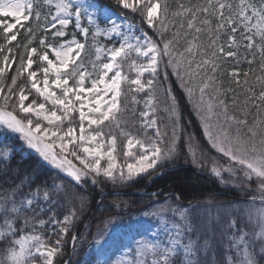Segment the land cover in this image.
Listing matches in <instances>:
<instances>
[{"label": "snow or ice", "instance_id": "snow-or-ice-1", "mask_svg": "<svg viewBox=\"0 0 264 264\" xmlns=\"http://www.w3.org/2000/svg\"><path fill=\"white\" fill-rule=\"evenodd\" d=\"M33 20L44 33L40 49L31 39ZM20 29L28 34L23 45L18 41ZM224 32L231 33L229 49L241 33L244 47L253 52L248 63L259 53L264 70V0L179 3L175 10L168 0H0V264H58L78 212L85 208L81 195L79 209L63 211L67 184L86 186L90 181L97 186L103 177L114 186H128L137 177L155 175L164 162L179 160L181 105L172 86L163 87L171 76L198 117L208 144L220 154L211 174L245 195L255 183L259 195L241 202L245 206L240 215L228 223L231 235L221 231L217 236L211 212L207 222L201 218L194 226L188 209L166 199L142 213L157 218L155 226L146 225L141 214L114 228L109 227L111 218L100 219L95 232L72 233V248L75 251L78 241L91 237L95 252L82 264H264V119L259 116L264 90L256 95L246 88L251 95L243 106L251 101L258 113L252 125L246 115L240 119L228 113L227 102L220 98L226 91L216 74L221 60L235 58L237 52L217 45ZM201 33L207 34V45ZM182 40L186 46L177 51ZM162 64L164 81L159 79ZM9 73L11 83L5 85ZM228 75L240 84L238 71ZM243 75L247 78L249 72ZM158 89H163V101ZM140 94L143 101L137 98ZM141 102V128L136 133L121 130L126 142L118 161L113 129L120 128L129 103ZM161 103L166 122L157 118ZM131 115L136 116L134 107ZM193 141L189 134L188 152L199 167L207 157ZM221 157L227 158V167L217 163ZM253 222L258 230L246 231ZM225 239L223 256L217 258V244Z\"/></svg>", "mask_w": 264, "mask_h": 264}, {"label": "trees", "instance_id": "trees-1", "mask_svg": "<svg viewBox=\"0 0 264 264\" xmlns=\"http://www.w3.org/2000/svg\"><path fill=\"white\" fill-rule=\"evenodd\" d=\"M109 2V0H106ZM114 3V0H111ZM206 0H168V3L172 6V9L175 10L177 4L183 3L185 5H198L205 3ZM215 3V0H213ZM138 20V17H130ZM204 17L201 16L200 19ZM179 22V21H177ZM216 21L213 20V27L215 26ZM32 26L34 29V36L31 37L33 39V46H36L38 49L41 48L39 45V39L44 35V33L40 29H36L35 21H32ZM68 38H71L72 35V27L68 28ZM150 31V30H149ZM175 31V29H173ZM185 30L182 29L181 33L183 34ZM231 34L230 32H224L220 35V38L217 40V43L225 45L226 50L235 49L234 45L229 49L227 35ZM169 36L171 33L168 34ZM28 34L25 29L19 30L18 41L20 44L27 43ZM82 39V37H79ZM201 41L207 45L209 43L208 36L206 33L200 34ZM47 40L49 43L53 42V37L49 32L47 34ZM103 38H101V42ZM57 43L61 42L59 40L55 41ZM15 43V42H14ZM90 43V41H89ZM185 43L183 40L181 41L178 48L181 47V44ZM243 51V47L238 45L236 48V52ZM20 51H24L23 48ZM241 55V52L239 53ZM247 58L242 60L241 62H235L232 57L226 58V61L221 60L223 65H220L219 80L223 85L224 90L226 91V95H224V100L228 104V113L235 114L238 118L244 119L245 115L248 121V125H252L254 120L256 119L258 113L257 109L252 106V102L249 101L248 107L244 108L243 102L247 96H250L246 88L251 87L256 95L259 94L261 90H264V70L261 69V60L259 58V53H256L255 60L253 63L249 64V60H253V53L247 54ZM166 62V58H165ZM89 70L91 71V65H88ZM232 69H238L239 72V81L240 84L237 85L235 83L236 77H231L228 73ZM127 71V69H125ZM171 72L170 69H168ZM244 72H249V76L245 78L243 75ZM9 73L8 78L5 79V85L11 83ZM129 75L134 76L133 73H129ZM257 77H260V80H257ZM160 81H164V67L163 64L160 67ZM247 79L248 85H244V81ZM23 77H21V81ZM169 85L172 86L173 92L175 93L179 90L178 82L174 81V76H171L169 80L164 81L163 87L167 88ZM231 88V91H227ZM163 89H158L160 93V100H164V96L162 95ZM179 101L181 107L180 112L182 115V125L183 132L192 133V135L197 138V141L202 143V148L207 155L206 161H199L200 166H197V163H194L189 157L186 155L187 150L183 143H186L185 140L180 139L181 142H178L180 158L174 164L164 162V167L162 170L158 171L155 175L149 177L146 174L137 177L135 181L128 182V186H121L117 184L114 186L110 182H106L103 177L100 178V184L97 186H93L91 182L86 186H76L74 184H67L66 193L67 195L63 198V211L66 213L69 209L75 207L79 209V197L83 195L85 197V208L82 213L78 212L79 219L75 222V227L71 229L68 242L65 243L63 247V251L61 256L58 258V264H63L68 257L70 252V244H71V235L72 233L79 232L81 234L86 235L89 230L95 232L96 226L99 223L100 219H121L126 220L129 217L134 216L135 214L141 213L142 211L148 209L153 204L164 200L166 198H170L173 202L181 203V204H189L190 208V216L193 218L194 226L200 222V219L203 218L205 222H207V214L211 212L212 216V227L216 231L217 236L221 231H224L226 235L229 234L228 223L231 220V217H238L240 213L237 210H234V207H231L233 203L247 202L248 200L243 199L244 197L259 195L256 191L257 185L255 183H251L248 187V195L244 194L239 187H232L227 185H222L217 178H215L211 174V168L213 167V161L216 160L217 157H220V154L216 153L214 149H211L206 144V139L202 137V127L199 122L198 117L193 113L191 106L188 105L187 99L185 101L184 95L176 96ZM139 100H142V95L140 94L137 97ZM233 101H235V105H233ZM129 111L123 117L120 128H114L113 131L117 135L118 139V151L120 155V159L122 158V150L123 143L125 139L120 136L121 130L123 131H132L136 133L141 128L139 112L143 110L141 103L135 106L129 103ZM135 108L136 116L133 118L131 115V111ZM163 103L159 105L160 111L157 114L160 116V120L167 121V114L162 112ZM259 116L261 119H264V104L260 106ZM185 118V122L183 121ZM107 123V122H106ZM190 129H189V127ZM246 129V128H245ZM108 131V128H105V132ZM190 131V132H188ZM151 134V133H150ZM170 134V130H169ZM142 135V133H141ZM223 160L227 161L225 158H220L217 160L218 163H223ZM224 176L228 177L227 173H223ZM52 178H55V173H52ZM59 182V181H57ZM7 187V185H5ZM141 190L144 189L146 191H159L158 195H146L139 194L135 192H128L123 194H107L106 196L100 198L102 193L108 190ZM226 189L228 193H224L222 190ZM180 195L181 198L176 200L175 197ZM119 204V208L115 207L116 204ZM219 213V216H217ZM231 213V215H229ZM45 235H48V231L44 230ZM91 237L86 241H78L77 248L73 253L72 260L70 264H81L84 260V256L86 251L90 245L89 241ZM227 239L224 240L223 244H217L216 255L217 258H222L223 256V248L227 245Z\"/></svg>", "mask_w": 264, "mask_h": 264}, {"label": "rangeland", "instance_id": "rangeland-1", "mask_svg": "<svg viewBox=\"0 0 264 264\" xmlns=\"http://www.w3.org/2000/svg\"><path fill=\"white\" fill-rule=\"evenodd\" d=\"M227 2L236 3L237 0H227ZM9 19H10V18H9ZM245 43H246L245 41H242V40H241V33L238 32V33H237V43H236V45H234L235 49H232V51H236V48H237L238 45H241V46L243 47L244 50H243V51H240V52H241V55H240V54H239L240 52H239V49H238V51H237V57L233 58V60H234L236 63H237V62H241L242 60H244L245 58H247V57H248V56H246L247 54L249 55V54H252V53H253L252 51H249V50H247V49L244 47V44H245ZM217 45L219 46L220 44L217 43ZM185 46H186L185 43L181 44V47L178 48L177 51H183ZM226 51H228V50H226ZM50 56H51V53H50ZM52 58L54 59V57H52ZM197 59H199V56H197ZM247 59H248V58H247ZM222 60L226 61V58H225V59H222ZM220 65H223V64L220 62ZM170 70H171V69H170ZM232 70H233V69H232ZM232 70H231V71H232ZM235 70L238 71V69H235ZM231 71H230V72H231ZM218 78H219V74L217 73V74H216V79H217V81L220 82V80H219ZM174 81H176L175 76H174ZM70 83H71V82H70ZM223 89H224V88H223ZM179 90H180V91H177V93H175L176 96H178L179 94H180V95H183V90L180 89V88H179ZM174 92H176L175 89H174ZM141 95H142V100H141V101H143L144 94H141ZM220 98H221V99H224V95L221 96ZM184 99H185V101H186V98H185V97H184ZM141 105H142V108H143V110H144V105H143L142 102H141ZM188 105H189V104H188ZM162 109H163V107H162ZM162 109H161V110H162ZM162 112H163V110H162ZM76 115H77V117H78V114H76ZM157 118L160 119V116H159L158 114H157ZM183 121H184V122L186 121L185 118H184ZM188 127H189V126H188ZM201 127H202V126H201ZM189 129H190V127H189ZM242 131H245V132H246V129L244 128V129H242ZM188 132H190V131H188ZM189 134L194 138V141H193V142H194L195 144H198V145L200 146V148H202V143H201V141H200V143H199V142L197 141V138H195V137L192 135V133H185V132H183V134L181 135V138H180V139H182V142H183V139H186V140H185L186 143H183V144L185 145V147H186V150H187L186 155L189 157L190 160H192V158H191V154L188 152V135H189ZM202 137H203V139H206V138L204 137V135H203V130H202ZM125 142H126V141H125ZM125 142H124V143H125ZM178 142H181V141L179 140ZM206 144L208 145V147L211 148V145L208 144L207 140H206ZM202 149H203V148H202ZM211 149H212V148H211ZM178 150H180V149L178 148ZM197 155L199 156V152L197 153ZM205 155H206V157H207L208 154L205 153ZM122 158H123V157H122ZM122 158L120 159V155H118V161H122ZM69 159H72V160H73V163L76 164L78 167L80 166V165H79V162L76 161L74 158L69 157ZM225 159H227V158H225ZM200 161H206V159H202V160H200ZM102 163H104V162L102 161ZM217 163H218V162H217ZM218 164H219V165H222L223 167H227V166H228V163H227V161H225V160H223V163H218ZM224 178H225V179H228V177H226V176H224ZM237 183H238V182H237ZM222 185H225V184H222ZM227 186L238 187V186H236V185H234V184H232V183L227 184ZM120 190H122V189H120ZM141 190H144V189H141ZM109 191H112V190H108V191H107L108 193H106V194L102 193V195L100 196V198L106 196L107 194H110ZM144 191H146V190H144ZM166 199L168 200L169 204H171L172 206H179V207L182 208V209H188V210L190 211L191 205H189V204H181V203L173 202L169 197L166 198ZM166 199H164V200H166ZM164 200H161V201H159V202L153 204L152 206H150L148 209L142 211L141 213H138V214H141V217H140V218L143 219V220L145 221L146 225H153V226H155L159 221L157 220V218H154V217H143V216H142V213L145 212V211H152L154 208H158V207L160 206V203H161L162 201H164ZM248 201H249V200H248ZM256 204H257V207H259V204H260L259 200L256 201ZM244 206H245V205H244L243 203H241V202H240V203H233V204H231V207H234V210H237V209H238V212H239V213H241V211H242V209H243ZM136 215H137V214H135L134 216H136ZM166 215H167V217H168L169 219L172 218V217H171V213H168V214H166ZM189 215H190V212H189ZM233 218H236V217H235V216H234V217H231V219H233ZM112 220H113V224L109 226L110 228H114V227H117V226H121V222H126L128 219H126V220H121V219L116 218V219H112ZM230 221H231V220H230ZM245 222H247V218H246V217H245ZM253 227H257V226L255 225V222H253V225H250V226H249L248 228H246L245 230H246V231H251ZM257 230H258V227H257ZM42 231H43L44 236L47 238L48 235H45L44 230H42ZM228 235H231V231L229 232ZM193 238H195V237L193 236ZM227 242H228V241H227ZM94 252H95V246H94V245H90V246L88 247L87 251H86V254H85V256H84V260H83V261H85V260L89 259L91 256H93V255H94ZM81 264H82V263H81Z\"/></svg>", "mask_w": 264, "mask_h": 264}, {"label": "water", "instance_id": "water-1", "mask_svg": "<svg viewBox=\"0 0 264 264\" xmlns=\"http://www.w3.org/2000/svg\"><path fill=\"white\" fill-rule=\"evenodd\" d=\"M224 193H227V191L225 190H222ZM128 192H135V193H142V194H154V193H158L159 191H144V190H132V191H126V190H112V191H109V193H118V194H121V193H128ZM108 193V192H106ZM104 193V194H106ZM258 196V195H257ZM252 196H248L246 197L245 199L247 200H250ZM72 253H73V248H72V245L70 247V253H69V256L67 258V260L64 262V264H69L70 263V260H71V257H72Z\"/></svg>", "mask_w": 264, "mask_h": 264}]
</instances>
